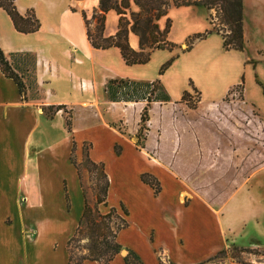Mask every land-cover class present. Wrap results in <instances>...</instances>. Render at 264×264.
Wrapping results in <instances>:
<instances>
[{
    "label": "crops",
    "instance_id": "1",
    "mask_svg": "<svg viewBox=\"0 0 264 264\" xmlns=\"http://www.w3.org/2000/svg\"><path fill=\"white\" fill-rule=\"evenodd\" d=\"M16 6L24 16L29 11L35 13L41 27L33 33L19 32L11 17L0 8V47L8 58L13 53L23 52L36 57L33 75L41 98L23 100L16 82L0 69V264H69L67 244L77 230L86 198L103 214L112 206H119L121 201L125 203L130 211V225L119 233L118 240L125 248L123 250H133L144 264H161V251L175 264L205 261L225 249L229 240L227 236L232 232L237 241L244 233L254 239L252 246L244 248H264V200L261 197L258 199L261 208L254 213L248 207L253 198L249 189L242 193V199L237 200V211L246 208L251 213L236 217L245 226L240 232L238 224L235 227L229 224L225 212L228 204L247 188L249 180L225 202L209 203L186 180L178 178L157 159L149 158L145 151L137 150L134 140L111 126L124 119L126 103L108 100L105 86L111 78H129L117 70L120 65H128L119 48L98 49L88 39L83 12L91 19L94 11L99 9L100 0H16ZM172 8L206 10L207 24L200 31L193 30L192 35L212 28L208 19L211 10L196 5L171 7L158 21L161 28L166 26ZM118 26L119 15L114 10L109 11L105 36L114 35ZM175 28L173 22L168 34L173 42L176 41L172 38ZM189 38L175 43L178 47L184 46ZM129 43L135 50L140 49V38L132 31ZM212 44L216 45L217 53L224 50L240 63L249 61L248 58H239L243 51L226 50L223 37L217 32L197 40L190 51L181 52V55L190 56ZM212 54L204 51L197 65L227 73L226 57ZM221 57L223 60H219ZM168 77L167 72L159 76V80L170 97L179 100L189 86L169 83ZM154 80H157L155 76L146 79ZM237 84V81L227 82L214 88L215 95L210 101L225 98ZM50 106L54 110L49 113ZM58 106L72 112L71 131L67 128L65 110H58ZM93 111L98 118L94 124ZM75 141L77 154L82 155L83 146L88 142L91 144V160L105 163L110 180L108 205L97 204L93 189L89 192L86 189L85 197L84 180L80 179L71 160ZM116 144L122 146L121 155L115 152ZM129 157L140 163L137 177L141 185L149 189L148 199L122 192L126 178L119 168L131 164ZM262 169L264 167L259 170ZM145 171L161 180L159 195L156 196L153 189L141 181L140 176ZM132 204L139 218L137 224L132 223ZM215 242L222 243L217 246ZM213 245L217 246L214 250ZM127 253V250L121 252L111 264H127ZM85 264L98 263L87 260Z\"/></svg>",
    "mask_w": 264,
    "mask_h": 264
},
{
    "label": "trees",
    "instance_id": "2",
    "mask_svg": "<svg viewBox=\"0 0 264 264\" xmlns=\"http://www.w3.org/2000/svg\"><path fill=\"white\" fill-rule=\"evenodd\" d=\"M190 5L211 10L208 19L212 28L192 35L183 53L190 51L197 40L205 39L213 32L222 35L226 50H244V0H100L99 9L94 11L91 19L83 12L88 39L98 49L119 48L127 65L146 64L155 50L172 51L178 46L168 38L172 20L168 18L163 29L158 21L168 14L171 7ZM132 6H137L138 11H133ZM0 8L11 17L19 32L33 33L41 27L32 11L25 16L19 13L16 0H0ZM111 10L119 15L118 31L114 35L105 36L106 15ZM131 31L140 38L139 50L132 48L129 43ZM20 55L34 58V73L36 57L33 54L13 53L8 58L1 47L0 69L16 82L23 100H26L24 72L12 62L13 57ZM175 58L172 57L162 66L160 74ZM105 93L110 101L126 103L124 119L111 126L134 140L137 150L146 151L150 157L169 167L178 178L191 182L209 203L225 202L254 172L264 167V118L255 105H242L243 99L230 100L225 97L220 101L203 102L200 96L196 99L192 92L185 91L179 100H173L159 79L139 81L119 77L108 80ZM57 109L67 110L64 106H58ZM53 110V106L48 108L49 113ZM66 124L71 131V120L66 118ZM90 148L91 144H88V170L99 169L104 178V181L97 179L95 182L97 204L108 205L110 180L105 163L92 161ZM76 149L75 141L71 160L82 180V163L75 159ZM115 149L121 155L122 146L116 144ZM140 178L153 189L156 196L161 193L162 183L157 176L143 172ZM82 186L87 197L83 181ZM129 215L130 211L123 201L103 214L98 208L92 207L86 198L85 210L77 230L67 244L69 264H85L87 260L111 264L123 250L118 236L129 227ZM127 250V264H144L133 250ZM233 250L254 252L253 248L238 249L237 246ZM223 253H230V248L196 264L214 261ZM227 257L239 264H250L236 259L234 255ZM161 264L166 263L162 261ZM168 264L175 263L169 261Z\"/></svg>",
    "mask_w": 264,
    "mask_h": 264
},
{
    "label": "rangeland",
    "instance_id": "3",
    "mask_svg": "<svg viewBox=\"0 0 264 264\" xmlns=\"http://www.w3.org/2000/svg\"><path fill=\"white\" fill-rule=\"evenodd\" d=\"M244 8L245 49L243 50V53L239 55V58H248L249 61H247V63H240L233 56H229V54L224 50H220L219 53L215 52L216 43L210 46L212 48H200L198 51H196L190 56H188L187 54L183 56L181 55V52H183L188 47L187 44H185L181 47L177 46V48L172 51L168 49H157L154 52H159H157L154 57H151L148 63L128 66H124L123 64L117 67V70H119V72L121 73L127 74V76L129 77L128 79L136 77L132 80L139 81H146L147 78H150L152 76H155V78L159 79V76L168 72L169 83L175 82V85L177 86H180L182 84H185V86H189V88H192V91L189 88L186 90L192 92L196 99L200 96L203 102L210 101V98L215 95V92H213L214 88L219 87L227 82L230 83L237 81V83L242 84L240 86H235V88H233L234 90H230L226 97L230 100L243 99L242 105L244 106L255 105L258 113H260V115L264 118V0H244ZM132 10L138 11V9L134 6H132ZM205 14L206 10L202 8L199 10L191 11H186L182 9L175 10L172 8V13H170L169 17L171 18L172 23L174 22L176 24V28L172 33V38H175L176 40L174 41V43H181L185 41L188 36L191 37V32H193V30H202L207 24ZM128 18L131 20L129 14ZM92 27H94V25ZM171 41L173 42V39ZM204 51H211L213 53L212 55L214 56L226 57L225 61H227V63L229 64V71L227 73H221L214 70L211 71L208 68L199 67L197 65V62H199V59H201V56ZM172 57H176L175 60L170 66L165 68L163 74H160L162 66ZM223 57H221L219 60H223ZM12 62L21 71L24 72L26 80L24 83L26 85L27 99L41 98L38 86L35 82L33 75L32 66L34 58L20 55L13 57ZM190 82H192V85H190ZM194 87L196 89H194ZM27 88H29L30 91H28ZM152 88L153 87L149 88V90ZM165 92H167V90H165ZM105 97L107 98L106 94ZM65 116L72 122V112L70 110H66ZM96 122H98V118L93 111V124ZM87 146L88 142L85 143L83 146L82 155L76 153L75 159L77 160V162L82 163L83 180L87 191L89 192L93 189V192L96 194L95 182L97 179L104 181V178H102L99 169L95 171L88 170L90 167L86 162ZM116 151L117 149H115V152ZM128 151L131 152L132 148L128 149ZM146 155L149 158H153L150 157L148 153ZM129 160L131 164H129L128 167H125L123 169L119 168L121 175L126 178V183H123L125 190L122 192H124L128 196H138L140 199H148L147 196L149 195V189L144 185H141L140 180L137 177V171L140 167V163H138V161H135L133 157H129ZM187 183H189V185L193 187L195 192L202 195L194 188L191 182L187 181ZM246 187L247 188L241 193H239L238 196L234 198L225 209L228 218L227 221L234 227L236 224H238V232L241 231V228H245V226L240 224L236 217H238L241 213H246V215H249L251 213H254L255 210H259L261 208L258 199L261 197L264 200V169L255 172L250 177ZM247 189L250 190V194L253 196V198L250 199L251 204L248 206L250 208L251 213H249L246 208H240V210L238 211L235 208L236 204L239 202H237V200L243 198L242 193L245 192ZM132 210V223L137 224L139 222V218L136 213L135 205L133 204ZM227 238H229V240L227 241V245H225V249L229 245L228 247L230 248V253L219 254V257L216 260L208 262L206 264H230L232 262H235L236 260H232L231 258L227 257L229 255H234L236 256V259L246 263L264 264V248L262 247L253 248V253L233 250V247L235 246L232 243L238 245L239 247H250L252 246V243L255 242L253 238H248L244 233L243 237H240L237 241L236 235L233 234V232L231 234H228ZM220 243L222 242H219V244ZM219 244L215 242V245L218 246ZM215 245H213L211 248L213 249ZM215 254L210 255L208 258L214 256ZM160 255L162 261L168 264L169 260L166 259L164 251H161Z\"/></svg>",
    "mask_w": 264,
    "mask_h": 264
},
{
    "label": "water",
    "instance_id": "4",
    "mask_svg": "<svg viewBox=\"0 0 264 264\" xmlns=\"http://www.w3.org/2000/svg\"><path fill=\"white\" fill-rule=\"evenodd\" d=\"M126 250H122V252H125Z\"/></svg>",
    "mask_w": 264,
    "mask_h": 264
},
{
    "label": "bare ground",
    "instance_id": "5",
    "mask_svg": "<svg viewBox=\"0 0 264 264\" xmlns=\"http://www.w3.org/2000/svg\"><path fill=\"white\" fill-rule=\"evenodd\" d=\"M158 163V162H157Z\"/></svg>",
    "mask_w": 264,
    "mask_h": 264
}]
</instances>
